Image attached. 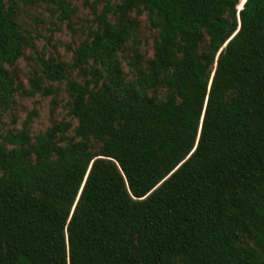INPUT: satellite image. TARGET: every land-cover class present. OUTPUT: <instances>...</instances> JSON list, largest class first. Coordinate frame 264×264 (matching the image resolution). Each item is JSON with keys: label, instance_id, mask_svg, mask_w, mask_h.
Instances as JSON below:
<instances>
[{"label": "trees", "instance_id": "16d2710c", "mask_svg": "<svg viewBox=\"0 0 264 264\" xmlns=\"http://www.w3.org/2000/svg\"><path fill=\"white\" fill-rule=\"evenodd\" d=\"M239 4L107 2L70 62L39 60L68 80L73 137L60 122L33 140L28 121L3 133L44 79L17 83L33 38L0 0V264H264V0Z\"/></svg>", "mask_w": 264, "mask_h": 264}, {"label": "rangeland", "instance_id": "374dc122", "mask_svg": "<svg viewBox=\"0 0 264 264\" xmlns=\"http://www.w3.org/2000/svg\"><path fill=\"white\" fill-rule=\"evenodd\" d=\"M119 0H68L75 10L70 20H61L58 0H43L31 5L27 0H14L19 9L21 24L33 38V48L25 52L13 70L17 76V83L30 89V80L40 76L44 79L43 91L33 97L15 94L11 108L2 114L3 133H18L27 121L30 136L33 140L47 132L55 123L68 122L72 128L68 134L73 137V130L78 122L70 115L72 99L67 91L68 80L52 81L46 79L39 69V60L49 61L57 58L63 62H70L72 50L86 38L87 33L94 29L96 15L103 6ZM140 31L138 48L142 54L151 56L153 42L157 35L152 29L147 15L139 17ZM125 72L130 76L131 69L128 62L122 59ZM69 80L80 82L76 73L69 74ZM30 119V120H29Z\"/></svg>", "mask_w": 264, "mask_h": 264}, {"label": "bare ground", "instance_id": "6f19581e", "mask_svg": "<svg viewBox=\"0 0 264 264\" xmlns=\"http://www.w3.org/2000/svg\"><path fill=\"white\" fill-rule=\"evenodd\" d=\"M246 0H241L240 4H239V8H241L243 6V4L245 3Z\"/></svg>", "mask_w": 264, "mask_h": 264}, {"label": "water", "instance_id": "95a60500", "mask_svg": "<svg viewBox=\"0 0 264 264\" xmlns=\"http://www.w3.org/2000/svg\"><path fill=\"white\" fill-rule=\"evenodd\" d=\"M240 2H241V0H240ZM246 2H247V0L245 1V3H246ZM245 3L243 4V6H242L241 8L238 7V10H239V11L243 10ZM225 47H226V45H225Z\"/></svg>", "mask_w": 264, "mask_h": 264}]
</instances>
